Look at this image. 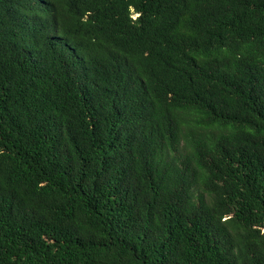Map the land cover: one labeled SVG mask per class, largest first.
I'll use <instances>...</instances> for the list:
<instances>
[{"label": "trees", "instance_id": "16d2710c", "mask_svg": "<svg viewBox=\"0 0 264 264\" xmlns=\"http://www.w3.org/2000/svg\"><path fill=\"white\" fill-rule=\"evenodd\" d=\"M0 264H264V0H0Z\"/></svg>", "mask_w": 264, "mask_h": 264}]
</instances>
